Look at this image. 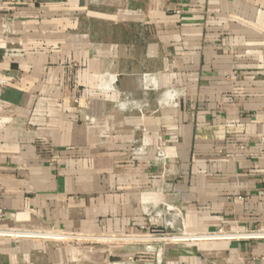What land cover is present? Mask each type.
I'll use <instances>...</instances> for the list:
<instances>
[{"label": "crops", "instance_id": "0c3cea01", "mask_svg": "<svg viewBox=\"0 0 264 264\" xmlns=\"http://www.w3.org/2000/svg\"><path fill=\"white\" fill-rule=\"evenodd\" d=\"M220 231L264 234V0H0V264H264Z\"/></svg>", "mask_w": 264, "mask_h": 264}, {"label": "built area", "instance_id": "2783aa9c", "mask_svg": "<svg viewBox=\"0 0 264 264\" xmlns=\"http://www.w3.org/2000/svg\"><path fill=\"white\" fill-rule=\"evenodd\" d=\"M158 159L161 161L163 159V152L158 151ZM162 167H165V164H162ZM264 236L263 233L259 234L257 232H249V233H234V234H226L224 232H218L217 234H211L208 237L210 238H254L258 236ZM175 238V237H174Z\"/></svg>", "mask_w": 264, "mask_h": 264}, {"label": "bare ground", "instance_id": "6f19581e", "mask_svg": "<svg viewBox=\"0 0 264 264\" xmlns=\"http://www.w3.org/2000/svg\"><path fill=\"white\" fill-rule=\"evenodd\" d=\"M175 221V220H174ZM173 222V221H172Z\"/></svg>", "mask_w": 264, "mask_h": 264}]
</instances>
